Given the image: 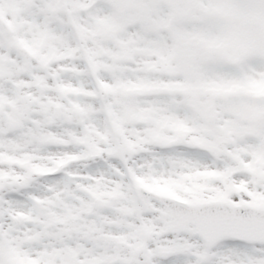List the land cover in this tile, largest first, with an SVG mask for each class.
<instances>
[{"label":"snow or ice","instance_id":"obj_1","mask_svg":"<svg viewBox=\"0 0 264 264\" xmlns=\"http://www.w3.org/2000/svg\"><path fill=\"white\" fill-rule=\"evenodd\" d=\"M0 264H264V0H0Z\"/></svg>","mask_w":264,"mask_h":264}]
</instances>
